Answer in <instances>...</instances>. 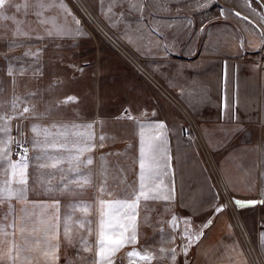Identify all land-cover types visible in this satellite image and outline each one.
Here are the masks:
<instances>
[{"label":"crops","instance_id":"1","mask_svg":"<svg viewBox=\"0 0 264 264\" xmlns=\"http://www.w3.org/2000/svg\"><path fill=\"white\" fill-rule=\"evenodd\" d=\"M90 1L198 123L230 191L238 199L264 197L260 162L264 62L251 54L254 47L264 45L259 3ZM62 3L64 7L59 6L61 0H54V6L41 9L36 0H8L0 9V40L76 44L79 63L94 74L81 75L79 80L95 85L93 92L90 84L92 106L80 108L85 116L62 124L61 154L49 153L50 147H34L37 138L32 139L24 198L0 201V262L13 264L15 258V264H65L72 241L86 238L94 242L95 264H100L96 241L101 200L135 198L131 194L138 192L140 184V134L149 139L162 132L161 140L155 141L162 148L157 153L160 175L154 190L145 189L155 198L141 197L136 209L137 242L126 245L111 260L127 258L135 250L150 258L140 263L127 258L128 264H251L230 215L219 206L218 188L187 136L188 115L107 42L94 41L92 59H87L86 43L91 39L70 7ZM122 81L125 95L118 86ZM33 125L49 129L44 122L32 123L31 130ZM46 137L38 138L49 143ZM80 148L88 150L78 153ZM89 157L91 164L86 163ZM8 159L16 162L11 154ZM80 177L89 182L79 187L73 183L72 191L66 192L65 182ZM11 180L6 159L0 167V181ZM10 187L20 186L13 182ZM260 203L244 205L239 213L264 251V201ZM202 225L203 234L197 240L196 231L200 233Z\"/></svg>","mask_w":264,"mask_h":264},{"label":"rangeland","instance_id":"2","mask_svg":"<svg viewBox=\"0 0 264 264\" xmlns=\"http://www.w3.org/2000/svg\"><path fill=\"white\" fill-rule=\"evenodd\" d=\"M88 1L94 7L92 2L90 0ZM108 24L112 27L109 22ZM104 30L105 35H109L106 31L109 32L110 27L105 25ZM86 33L88 38L90 37L91 39L86 43L87 59H92L90 55L94 50H91V45L94 41L107 42L116 50L112 44L113 40H111L110 35L105 36L99 32L94 36L87 30ZM261 36L264 35H260V41L264 43L262 40L263 37L261 39ZM263 46L254 47V50H251V54L261 57L263 50L258 54L256 49ZM77 49L78 46L76 44L71 45V43L67 42L54 41L46 45L31 42L30 40H0V124H6L8 127V136H5L4 144L10 148V154L14 161H19L21 158L16 152V147L20 141L28 143V151L25 155L27 158L30 156L31 141L34 137L37 138L36 134L35 136L32 134L30 128L31 124L36 122L49 124L46 138L49 139V144H57L56 148L50 147L51 151L49 153L61 154L62 147H59V145L63 144L62 124L69 121H79L81 116H85L86 112L80 110V108L84 110V106H92L93 93L90 90V84L94 92V81L84 82L81 79L79 80V76L89 75L91 70L90 68L87 69L86 64L79 63L81 59H78ZM93 75L92 73L90 74V76ZM118 86L120 87V93L125 95L126 84L122 81ZM69 96H74L76 98L75 101L64 103ZM14 100L16 107H12ZM26 107L29 109V112L20 115ZM9 137L11 138V143H8ZM260 141L262 142L263 150L260 162L262 185L264 186V129L260 135ZM208 148L210 152H207V148L206 151L197 149L209 172L211 171L213 175V170H216L218 176L220 175L218 178L213 175L214 178H212L214 182L215 180L217 181V183L215 182L217 188V185H219V206L230 215L234 229L246 254L249 252L248 248H250L253 253H256V264H264L263 247L260 242L255 240L239 213L241 207L244 205H240L237 209L229 208L225 205V202L229 200L226 199L229 195H234L235 197L236 195L230 191L222 173L220 162L216 158L214 151L212 148ZM213 164H216V166H212ZM240 200L255 201V203L251 204L258 203L257 205H259L261 204L260 202L264 201V197L259 196L255 199ZM175 218L172 220V224L174 222V228H176L177 221ZM203 227L204 225H202L200 233L196 231V235H199V238L203 234ZM91 238L93 237L91 236ZM91 244L94 245V242L88 245L90 246V251H85L86 245L79 241H72V248L65 259V264H95ZM247 255L251 264H254V260H251L252 253L251 255ZM126 260L127 258L124 256L114 259L112 262L113 264H128Z\"/></svg>","mask_w":264,"mask_h":264},{"label":"snow or ice","instance_id":"3","mask_svg":"<svg viewBox=\"0 0 264 264\" xmlns=\"http://www.w3.org/2000/svg\"><path fill=\"white\" fill-rule=\"evenodd\" d=\"M8 0H0V9L5 8ZM36 6L44 9L48 7L54 6V0L52 3H45L44 0H36ZM60 7H64L62 0ZM17 10L21 6H16ZM40 13H38L39 15ZM238 15V14H237ZM7 19V17H5ZM79 23V21H77ZM51 34V33H50ZM74 96H69L64 101V103H68L71 101H75ZM12 107H16L15 100L13 101ZM29 109L26 107L23 109L24 113H28ZM68 126H65L67 128ZM76 127V126H72ZM87 127H91L88 125ZM161 129L164 128V125L161 123L159 125ZM32 131L36 133L37 139L34 141V147H47L56 148V143L49 144L47 139L45 141H41L38 137L43 133L47 136L48 129H41L39 125H33ZM8 136V127L6 124H0V167H3L4 161L7 159L8 166L11 169L12 180L11 181H0V201L3 199L11 198L15 196L17 199L24 198L25 188L23 187L28 183V173L27 169L29 167L27 156H21L19 161L13 162L8 159L10 155V148L6 147L4 144V138ZM163 133L161 132L158 136L145 139L143 132L140 134V155H139V189L138 192H133L131 195L135 198L132 200H113V201H104L101 200V211L99 217V230H98V238H97V247L99 249L98 255L100 256V264H113L111 257L115 256L121 249H123L126 245L135 244L137 242V230H136V209L138 207V203L143 197L145 200L152 199L155 197H151L145 191V189L154 190L152 186L154 185L157 177L160 175V158L157 153L162 150L161 145L155 143V141L161 140ZM103 139V137H101ZM11 138L9 137L8 143H11ZM163 141H161V144ZM63 144H60L59 147H63ZM88 150L87 148L78 149V153H83V151ZM25 153H27V149H25ZM37 160L42 159V157L37 156ZM75 160L77 161L75 167L79 169L80 157L79 155L75 156ZM87 164L92 163V159L89 157L86 160ZM53 167L56 165L53 164ZM40 167H44V165H40ZM79 176V173H77ZM15 183L20 187L13 189L10 187L11 183ZM89 182L87 177H80L79 179L74 178L73 180L65 182V191L71 192L73 183L76 184L77 187L82 186L83 184H87ZM103 191V188H101ZM174 192V188H173ZM164 199H169L168 196H164ZM240 204L239 201L236 202ZM249 203H255V201H250ZM222 210V209H221ZM90 223V221H89ZM83 226V225H82ZM15 227V225H13ZM3 233V229L0 228V234ZM68 233L65 231V236L67 237ZM191 240V237L189 238ZM196 239H199V235L196 236ZM81 243L86 245L85 251H90L89 242L86 238L81 240ZM15 248L16 246L13 245ZM55 248H58L59 245H55ZM174 251V250H173ZM18 254V253H17ZM128 256H139V252L133 250L127 253ZM150 257L148 255L141 256L140 259L146 260ZM174 258V257H173ZM2 264V262H0ZM13 264H15V258H13Z\"/></svg>","mask_w":264,"mask_h":264},{"label":"built area","instance_id":"4","mask_svg":"<svg viewBox=\"0 0 264 264\" xmlns=\"http://www.w3.org/2000/svg\"><path fill=\"white\" fill-rule=\"evenodd\" d=\"M64 2L70 7V9L74 12V14L77 16L79 21L82 23V25L85 27V29L91 34L96 35L97 33L101 32L105 35L104 26L107 25L110 27L109 32L106 31L111 36L112 44L116 48V50L128 61V63L134 67L143 77H145L147 80H149L151 83L156 85L160 90L163 91V93L175 104H177L182 111L185 112L186 115H188V129H187V136L195 143L197 148L202 151H206V148L209 150L208 146L205 143V140L202 135V131L198 125V123L195 121V119L191 116L190 113H188V110L185 108L184 105L179 103L178 98L169 91L162 82L159 81V79L156 77V75L150 70V68L146 65L144 57L140 55L125 39L124 37L114 30L108 22L102 17V15L96 10L88 0H64ZM112 31V32H110ZM105 35V36H109ZM263 37V39H262ZM261 39L264 41V36H261ZM264 47H259L256 49L258 54H260L261 50V57H257V59L261 62H264ZM127 116H130V114H127ZM25 149L28 151V143L25 141H20V143L16 147L17 155L23 156L27 153H25ZM212 166H216V164H213ZM212 169V168H211ZM213 170V169H212ZM211 172V171H210ZM214 177L218 178L217 171L213 170ZM212 175V172H211ZM212 175V178H214ZM217 183V181L215 180ZM218 189H219V185ZM229 199L225 202V205L229 208L237 209L240 207V204H237L236 202L239 201L237 197L234 195H229ZM237 222V220H236ZM248 248V247H247ZM249 252L247 254L252 253L251 260L254 264H256L255 256L256 253H253L250 248H248ZM139 256H127V258L131 261L141 262L144 261L143 259H140L141 256H144V252L140 251ZM259 264V263H258ZM262 264V263H260Z\"/></svg>","mask_w":264,"mask_h":264},{"label":"water","instance_id":"5","mask_svg":"<svg viewBox=\"0 0 264 264\" xmlns=\"http://www.w3.org/2000/svg\"><path fill=\"white\" fill-rule=\"evenodd\" d=\"M259 3L260 7H261V10H262V13H263V16H264V1L263 0H255ZM239 15H241L240 13H238ZM240 202V205H246V204H251L249 203L250 201H242V200H239Z\"/></svg>","mask_w":264,"mask_h":264},{"label":"bare ground","instance_id":"6","mask_svg":"<svg viewBox=\"0 0 264 264\" xmlns=\"http://www.w3.org/2000/svg\"><path fill=\"white\" fill-rule=\"evenodd\" d=\"M192 231V230H191Z\"/></svg>","mask_w":264,"mask_h":264}]
</instances>
